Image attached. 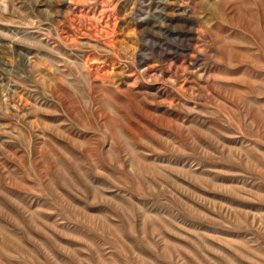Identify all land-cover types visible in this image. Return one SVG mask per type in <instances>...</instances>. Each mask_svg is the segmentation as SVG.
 Listing matches in <instances>:
<instances>
[{"label":"rangeland","instance_id":"1","mask_svg":"<svg viewBox=\"0 0 264 264\" xmlns=\"http://www.w3.org/2000/svg\"><path fill=\"white\" fill-rule=\"evenodd\" d=\"M0 264H264V0H0Z\"/></svg>","mask_w":264,"mask_h":264}]
</instances>
